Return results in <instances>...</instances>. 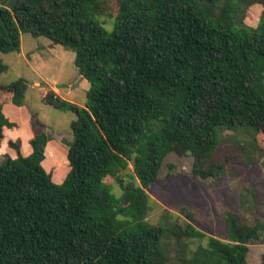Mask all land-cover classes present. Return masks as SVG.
<instances>
[{"label": "trees", "instance_id": "obj_1", "mask_svg": "<svg viewBox=\"0 0 264 264\" xmlns=\"http://www.w3.org/2000/svg\"><path fill=\"white\" fill-rule=\"evenodd\" d=\"M147 1L119 12L107 29L94 18L99 0H0V53L20 52L22 34L45 37L75 54L90 85L85 107L52 89L42 98L75 115L62 185L42 166L49 136L36 114L28 155L18 141H4L16 124L2 107L22 106L28 83L0 85V147L17 152L0 163V264H167L164 238L204 237L190 224L146 221L147 189L167 157L191 156L192 175L206 180L223 172L220 165L205 168L217 129L264 135V32L234 27L255 0ZM6 70L0 60V74ZM238 218L225 212L224 240L208 237L207 248L180 264H246L264 223Z\"/></svg>", "mask_w": 264, "mask_h": 264}, {"label": "rangeland", "instance_id": "obj_2", "mask_svg": "<svg viewBox=\"0 0 264 264\" xmlns=\"http://www.w3.org/2000/svg\"><path fill=\"white\" fill-rule=\"evenodd\" d=\"M99 4L102 10H96L94 18L105 28L111 29L119 12L145 8L149 2L99 0ZM243 10L244 16L234 26L235 29L246 27L251 31L264 32V0H255ZM0 60L7 67L0 74V85L19 78L28 83L24 104L3 108L5 117L16 124L13 130L5 131L4 141H18L22 145L21 153L26 154L29 150L27 138L31 136L30 124L36 114L40 122L46 125L49 136L42 166L53 183L62 185L70 173L67 152L73 142L70 123L75 115L44 104L42 97L44 91L51 87L60 98L85 107L90 85L86 79L80 81L83 75L75 66V54L62 46L53 45L45 37L34 38L30 34H22L20 52L0 53ZM56 84L77 86L72 90H61L55 87ZM217 141L216 149L205 162V168L223 166L220 175L199 180L191 173V156L170 154L157 183L147 189L152 201L146 217L150 225L183 229L190 224L204 235L202 238H164L162 253L167 264H180L182 259L192 257L199 247L207 248L208 237L223 241L225 212L236 213L241 222L249 225L256 221L264 223V135L252 128L217 129ZM16 153L3 144L0 147V163L5 155L13 158ZM168 165L172 168L169 169ZM131 175L132 166L129 165L121 178L126 181ZM104 182L116 197H122V189L115 178L107 177ZM262 255L264 236L260 243L249 245L246 264H261Z\"/></svg>", "mask_w": 264, "mask_h": 264}, {"label": "crops", "instance_id": "obj_3", "mask_svg": "<svg viewBox=\"0 0 264 264\" xmlns=\"http://www.w3.org/2000/svg\"><path fill=\"white\" fill-rule=\"evenodd\" d=\"M48 89H52V88L50 87V88H48ZM48 89L44 91L43 96L48 92ZM52 90H53V89H52ZM62 90H64V89H62ZM42 98H43V97H42ZM7 105H9V106H14V105H10V104H5V105H3V107H2V111H3L4 106H7ZM16 107H17V106H16ZM30 130H31V136L27 138V144H28V149H29V150H27V153H26V154H23V155H28V154L31 152V149H30V146H29V143H28L29 139L32 137L31 124H30ZM21 149H22V145H21ZM46 149H47V146H46ZM45 159H46V157H45Z\"/></svg>", "mask_w": 264, "mask_h": 264}, {"label": "water", "instance_id": "obj_4", "mask_svg": "<svg viewBox=\"0 0 264 264\" xmlns=\"http://www.w3.org/2000/svg\"><path fill=\"white\" fill-rule=\"evenodd\" d=\"M84 79V75L82 76V78H81V80L80 81H82ZM76 86H77V84L76 85H73V86H68V85H61V84H56L55 85V87L57 88V89H74V88H76Z\"/></svg>", "mask_w": 264, "mask_h": 264}]
</instances>
